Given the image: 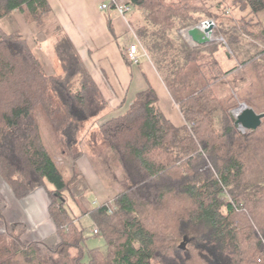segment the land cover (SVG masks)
I'll return each mask as SVG.
<instances>
[{
    "label": "trees",
    "instance_id": "1",
    "mask_svg": "<svg viewBox=\"0 0 264 264\" xmlns=\"http://www.w3.org/2000/svg\"><path fill=\"white\" fill-rule=\"evenodd\" d=\"M125 3L140 11L137 36L185 122L165 115L149 84L87 137L86 123L109 101L85 63L71 54L63 73L48 72L20 28L0 27V171L17 199L44 187L56 224L45 239L0 240V264H264V117L243 132L231 112L244 102L264 113V45L255 44H264V0ZM50 9L48 0H0V23L19 13L34 24ZM210 18L233 55L215 38L192 46L172 35ZM222 53L236 61L232 68L223 67ZM219 84L231 89L218 92ZM40 111L75 166L87 151L101 158L109 150L123 171L116 196L82 213L105 249H86L82 217L65 205L82 174L75 169L65 180Z\"/></svg>",
    "mask_w": 264,
    "mask_h": 264
},
{
    "label": "crops",
    "instance_id": "2",
    "mask_svg": "<svg viewBox=\"0 0 264 264\" xmlns=\"http://www.w3.org/2000/svg\"><path fill=\"white\" fill-rule=\"evenodd\" d=\"M48 1L51 9L36 22V28L30 27L26 21V27L23 28L24 24L18 22L17 17L19 28L31 44L34 47L39 45L37 53L44 66L51 63L48 67L52 68L51 72L57 73L54 62H58L57 65L63 68L59 73H63L70 55L77 56L98 83L109 106L114 108H121L127 102L131 104L137 93L151 84L160 98L165 115L176 125L184 124L179 107L137 36L133 11L122 15L113 6L112 0ZM120 2L125 3L122 0ZM103 4H108V8H102ZM259 15L264 23V11ZM40 32L42 34L39 37L37 33ZM183 36L191 44H198L192 38ZM133 44L139 46L137 62L127 57ZM79 171L83 174L81 168ZM88 172L94 187L97 186L99 204L116 196L118 189L114 190L115 194H105L98 187L99 182L97 184L90 168ZM0 196L3 201L5 197L9 199L8 203L4 202L5 228L10 229V220L16 222L14 227L23 230L19 233L23 235L24 241L45 239L56 231V224L49 213L51 200L46 189L43 191L38 188L25 198L17 199L7 182L0 179Z\"/></svg>",
    "mask_w": 264,
    "mask_h": 264
},
{
    "label": "rangeland",
    "instance_id": "3",
    "mask_svg": "<svg viewBox=\"0 0 264 264\" xmlns=\"http://www.w3.org/2000/svg\"><path fill=\"white\" fill-rule=\"evenodd\" d=\"M122 1H126V0H122ZM132 13L135 14V16H140V11L137 8L132 9ZM16 17H12L11 19H7L4 24L1 22L0 23V27L3 30L6 31H10L11 29L14 28H19L18 24H17V17L18 22L24 24L25 25V19L24 17H21V15L19 13H16ZM211 19V18H210ZM213 20V19H212ZM214 22V21H213ZM215 23V22H214ZM30 27L36 28L37 27V23L34 24H30ZM181 32L183 31H178V30H173L172 31V35H174L175 37L180 36V34H182ZM42 34V32L37 33ZM183 35H186L187 38H189L190 36L188 35V33H184ZM192 38V37H190ZM215 38L216 42L222 44V48L223 50L227 51L229 53V55H233L231 48H229V46L227 45V42L224 38V36H215V34L213 33V39ZM224 38V39H223ZM186 40V38H184ZM188 42V40H186ZM248 42V41H247ZM244 43V46L251 50L252 53H255L258 49L255 46H250L249 43ZM190 45L195 46V44H191L190 42H188ZM255 44L257 46H259V48H262L264 44H262L259 41H256ZM34 45V44H33ZM197 45V44H196ZM38 46H35V49H37V52H39ZM61 55V54H60ZM62 57V56H61ZM223 67L229 69L232 68L235 65V60H231L229 61L225 54L222 53L221 54V58H220ZM58 62H54V64L56 65V71L57 73L62 72V67L58 64ZM49 64L51 63H47L45 68L48 72L53 71L51 67H48ZM55 71V72H56ZM215 89L220 92L221 90H228L231 89L230 86H225L223 87V85L221 86L219 85H215ZM242 104H245L246 106H248L246 103L244 102H240L239 105L232 109V114L234 112V110L239 109ZM130 106V102H127L125 106L121 107V108H114L113 106H109L108 109H105L104 111H102L98 116L92 118L91 120H89L86 125H85V130L84 133L87 135V137L91 136L99 127L100 124H102L104 121L110 119L111 117L117 116L119 114L124 113L128 107ZM37 117L39 119V122L41 124V132H42V136L43 139L45 140L46 144L48 145L51 154L54 156V158L57 161V164L63 174V177L65 178V180H70L73 178L74 174H75V169L79 170L81 168V170L83 171L82 174V178L78 181V183L74 184L72 191H66V197L67 200L65 202L66 207L68 208V210L70 211L72 216H81L82 217V223L83 225L86 227L85 230V236H86V242H85V247L86 249H93V248H101V249H105L106 247V242L104 237L101 235V232L99 230L98 233H96L95 227L93 228L90 226L91 221L89 216H84L82 215V213L84 212L85 209H91L95 206H97L99 204V196L97 194L98 189L96 187H94V184L92 183L91 179L89 178L90 174L88 172V168L91 169L92 175L94 177V179L96 180L97 184L99 182V188L103 189L105 194H115L116 192H118L116 189L120 190L121 189V174H122V169L121 168H117L114 165L113 162V157L112 154L110 153V151L108 150V152H105L103 157L98 158L97 156L93 155L90 151L86 152L85 155H83L82 157H80V159L77 160V165L75 166L73 160L70 158L69 155H65L64 153H61L60 149V142L58 141V139L56 138V134L53 133L52 128L50 127V124L48 122V119L46 118L45 114L42 113L41 111L38 112ZM247 130V129H246ZM245 130V131H246ZM105 148V151H106ZM87 150V149H86ZM89 150V149H88ZM80 163V164H79ZM79 164V165H78ZM1 172V171H0ZM0 179H3L4 181L5 178L3 177V175L0 174ZM40 190H45L44 187H41ZM114 190H116V192H114ZM100 192V191H99ZM4 195H5V191H4ZM2 197V196H1ZM5 199V203H8V198H4ZM101 199V196H100ZM4 203V205H6ZM5 207V206H4ZM4 221L2 222L0 220V240L4 241V240H12V238L10 236H17L19 235V232H23V230H18L14 227V224H16V222L14 223L12 220L9 221V226L10 229H6L4 226ZM16 233V234H15ZM12 234V235H11ZM27 242V241H26Z\"/></svg>",
    "mask_w": 264,
    "mask_h": 264
},
{
    "label": "water",
    "instance_id": "4",
    "mask_svg": "<svg viewBox=\"0 0 264 264\" xmlns=\"http://www.w3.org/2000/svg\"><path fill=\"white\" fill-rule=\"evenodd\" d=\"M205 28L201 29L197 25L188 30V35L198 44L210 42L209 35L212 33L214 23L208 21ZM238 128L256 130L264 117V113H257L253 108L246 106L237 116L232 114Z\"/></svg>",
    "mask_w": 264,
    "mask_h": 264
},
{
    "label": "built area",
    "instance_id": "5",
    "mask_svg": "<svg viewBox=\"0 0 264 264\" xmlns=\"http://www.w3.org/2000/svg\"><path fill=\"white\" fill-rule=\"evenodd\" d=\"M115 7L116 9L119 11V13H121L122 15H126L127 13L131 12L132 11V6L131 5H128L126 3H122V2H115ZM102 8H108V4H103L102 5ZM212 21L211 19H207V20H204L202 22H200L197 26L200 27L201 29L205 28V23L208 22V21ZM214 23V22H213ZM214 27H215V23H214ZM192 28V27H191ZM190 29V28H189ZM189 29H184V33H188V30ZM210 39L213 40V30H212V33L209 35ZM197 43V42H196ZM139 46L137 44H133L130 46L129 48V51L127 53V57L129 58V60L133 61V62H137V58L139 56ZM246 107L245 104H242V106L239 108V109H236L234 110L233 114L235 116H237L240 112H242V110ZM240 110L238 113L237 111ZM241 131L245 132L246 129L244 128H239ZM96 233L99 232L98 228H95L94 230Z\"/></svg>",
    "mask_w": 264,
    "mask_h": 264
},
{
    "label": "bare ground",
    "instance_id": "6",
    "mask_svg": "<svg viewBox=\"0 0 264 264\" xmlns=\"http://www.w3.org/2000/svg\"><path fill=\"white\" fill-rule=\"evenodd\" d=\"M240 110L237 111V113L239 112Z\"/></svg>",
    "mask_w": 264,
    "mask_h": 264
}]
</instances>
